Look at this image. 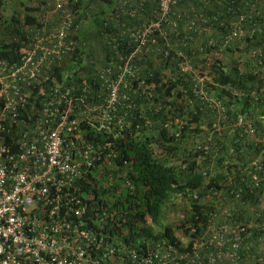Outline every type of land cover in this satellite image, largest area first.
Instances as JSON below:
<instances>
[{"label":"trees","instance_id":"1","mask_svg":"<svg viewBox=\"0 0 264 264\" xmlns=\"http://www.w3.org/2000/svg\"><path fill=\"white\" fill-rule=\"evenodd\" d=\"M138 1L131 6L138 7ZM141 1L131 16L129 7L117 8L116 0H65L74 14L70 35L78 45L48 69L47 79L31 92V102L53 83H74L81 89L83 79L89 84L88 100L101 102L106 93L98 71L134 48L127 28L141 25L157 9V0ZM51 2L0 0V57L19 60L38 29L56 24ZM169 17L175 25L162 24L165 34L155 31L156 41L132 59V85L142 80L132 94L134 106H118L109 129L81 122L76 130L93 142L111 140L109 148L115 152L108 155L110 150L101 149L76 180L75 192L87 203V220L96 217L90 224L103 225L136 246L160 238L190 246L176 230L198 235L211 213L222 207L243 223L264 217V188L246 186V170L259 157L258 148L239 126H230L242 113L258 134L264 129V0H178ZM184 58L190 70L181 69ZM195 84L220 100L224 117L202 103ZM217 119L220 130L212 125ZM259 160L264 162V154ZM237 188L238 199L233 193ZM174 195L188 204L183 216L155 231L163 206ZM251 228L255 244L248 250L241 246L242 264L246 258L256 264L252 251L264 244V233L257 241L259 228Z\"/></svg>","mask_w":264,"mask_h":264},{"label":"built area","instance_id":"2","mask_svg":"<svg viewBox=\"0 0 264 264\" xmlns=\"http://www.w3.org/2000/svg\"><path fill=\"white\" fill-rule=\"evenodd\" d=\"M133 1L116 0L117 8L127 6V13L134 16L143 2L132 7ZM157 1L153 17L127 28L134 48L98 71L106 95L97 104L87 98L85 79L81 89L74 83L56 82L34 95L36 103L30 100L33 89L49 76L48 69L72 55L78 45L70 35L74 14L65 0H52L56 24L38 29L19 60L0 57V264H242L241 246L248 250L255 244L252 226L259 228L256 240H261L264 217L243 223L228 207L214 210L198 235L184 236V243L191 245L182 247L167 238L136 246L103 225L90 224L96 217L89 221L85 216L87 203L75 192L76 180L101 149L110 150L108 155L115 152L109 148L111 140L93 142L76 130L81 122L109 129L118 106H134L132 94L142 80L132 85L133 57L156 41L155 31L165 34L162 24L175 25L169 15L178 0ZM180 66L190 70L186 58ZM195 79L202 81L201 76ZM194 92L224 117L220 100L197 84ZM121 120L116 118L119 124ZM212 125L215 130L222 127L219 119ZM230 126H239L257 146L259 157L264 154V129L258 134L242 113ZM259 157L246 170L250 189L264 188V162ZM239 191L233 190L237 199ZM263 245L252 251L256 264H264Z\"/></svg>","mask_w":264,"mask_h":264},{"label":"rangeland","instance_id":"3","mask_svg":"<svg viewBox=\"0 0 264 264\" xmlns=\"http://www.w3.org/2000/svg\"><path fill=\"white\" fill-rule=\"evenodd\" d=\"M187 205L188 204L186 203V201H184V199L176 195L171 197L163 206L159 223L153 225L154 230H161L163 228V225L168 222L173 224L176 223V221L183 216L184 209ZM176 234H178L179 236L181 235L184 238V235L180 233L179 229L176 230ZM245 261L246 264H251L249 263L247 258L246 260H244V262Z\"/></svg>","mask_w":264,"mask_h":264},{"label":"crops","instance_id":"4","mask_svg":"<svg viewBox=\"0 0 264 264\" xmlns=\"http://www.w3.org/2000/svg\"><path fill=\"white\" fill-rule=\"evenodd\" d=\"M86 24H91L90 21H87Z\"/></svg>","mask_w":264,"mask_h":264}]
</instances>
